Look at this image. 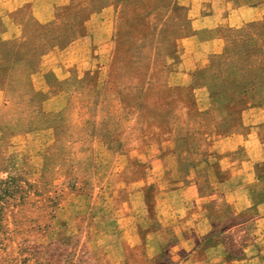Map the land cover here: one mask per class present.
Listing matches in <instances>:
<instances>
[{
	"label": "rangeland",
	"instance_id": "obj_1",
	"mask_svg": "<svg viewBox=\"0 0 264 264\" xmlns=\"http://www.w3.org/2000/svg\"><path fill=\"white\" fill-rule=\"evenodd\" d=\"M49 1H0V264H264V0L188 72L182 0Z\"/></svg>",
	"mask_w": 264,
	"mask_h": 264
},
{
	"label": "crops",
	"instance_id": "obj_2",
	"mask_svg": "<svg viewBox=\"0 0 264 264\" xmlns=\"http://www.w3.org/2000/svg\"><path fill=\"white\" fill-rule=\"evenodd\" d=\"M6 9L5 19H12L13 13L18 7L32 2L31 10L36 19H50L53 15L54 4L49 0H40L39 4H35V0H0ZM212 0H182V4L188 7L189 11L195 12L196 16L190 12V22L193 32L181 38V44L185 51L188 52L184 59L179 63L184 71L193 70L194 62L200 57L207 58L210 54L221 53L225 46V40L216 34V29L223 26L240 27L246 22H253L262 19L261 16L255 17L250 15L247 19L238 13L241 7H231L228 0H219L213 3L206 11L205 2ZM54 2V1H53ZM214 2V1H213ZM61 3V2H60ZM57 4V2H56ZM248 13L251 8H247ZM192 14V15H191ZM214 31L215 35L205 37L206 33ZM201 48V49H200ZM187 57V58H185ZM186 59V60H185ZM186 75V72H183Z\"/></svg>",
	"mask_w": 264,
	"mask_h": 264
},
{
	"label": "trees",
	"instance_id": "obj_3",
	"mask_svg": "<svg viewBox=\"0 0 264 264\" xmlns=\"http://www.w3.org/2000/svg\"><path fill=\"white\" fill-rule=\"evenodd\" d=\"M117 1H120V2H122V3H126V2H129L130 0H117ZM144 23L149 27L150 25H151V22L150 21H145L144 20ZM120 34V32L118 33V35ZM173 47H174V41L173 40H170V42L168 43V46H167V49L168 50H172L173 49ZM122 49V42H121V40L120 39H117V54L115 55V61H118V60H120V59H122L121 58V54L120 53H118V51L119 50H121ZM15 54H20V52L19 51H15ZM135 69H137V68H135ZM134 69V70H135ZM139 69H137V72H139L138 71ZM132 71V70H131ZM135 72H136V70H135ZM134 72V73H135ZM205 71H201L200 73H199V75H202L201 73H204ZM147 85H148V83H147ZM143 88H142V90H144V86H142ZM141 89V88H140ZM189 101L192 103L193 101H192V98L191 97H189ZM182 139H186V136H183V137H181ZM6 191V190H5ZM8 192V191H7Z\"/></svg>",
	"mask_w": 264,
	"mask_h": 264
}]
</instances>
